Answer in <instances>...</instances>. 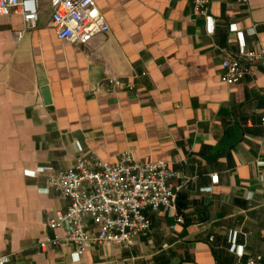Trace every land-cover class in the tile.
<instances>
[{
    "label": "crops",
    "instance_id": "obj_1",
    "mask_svg": "<svg viewBox=\"0 0 264 264\" xmlns=\"http://www.w3.org/2000/svg\"><path fill=\"white\" fill-rule=\"evenodd\" d=\"M94 1L109 31L81 46L57 38L46 2L18 42L21 17H0V255L11 264H264V68L234 85L220 78L240 40L264 47V0H211V22L193 16L192 0ZM106 78L134 87L108 89ZM124 152L168 163L177 213L146 209L150 230L129 247L105 243L76 259L72 246H51L42 258L38 243L64 237L47 219L69 201L37 170L80 157L113 164Z\"/></svg>",
    "mask_w": 264,
    "mask_h": 264
},
{
    "label": "built area",
    "instance_id": "obj_2",
    "mask_svg": "<svg viewBox=\"0 0 264 264\" xmlns=\"http://www.w3.org/2000/svg\"><path fill=\"white\" fill-rule=\"evenodd\" d=\"M50 8V23L57 38L72 45H85L93 37L104 35L109 27L94 0H0V17L19 15L22 25L14 32L15 41L36 27L41 3ZM211 0H192L193 16L211 22ZM237 7H246L248 0H231ZM240 39L242 34L238 33ZM237 57L224 58L221 81L227 85L240 83L252 74L254 67L264 68V47L254 43L246 48L240 40ZM108 89L132 90L133 82L106 78ZM38 173L47 174V184L69 201L65 212H57L47 219L50 230H62L63 238L53 237L40 242L36 248L40 256L51 246H72L76 259L88 250L111 243L129 247L135 239L148 234L150 220L144 211L167 210L176 214L177 194L173 185L177 174L164 159L141 161L132 153H122L116 163L80 157L66 170L42 167ZM212 180L217 181L216 177ZM178 223L182 218L177 217ZM0 264H11V255H0ZM244 264H259L248 260Z\"/></svg>",
    "mask_w": 264,
    "mask_h": 264
},
{
    "label": "water",
    "instance_id": "obj_3",
    "mask_svg": "<svg viewBox=\"0 0 264 264\" xmlns=\"http://www.w3.org/2000/svg\"><path fill=\"white\" fill-rule=\"evenodd\" d=\"M41 96L43 98V101L45 104L50 103V94H49V89L46 87L45 83L42 84V89H41Z\"/></svg>",
    "mask_w": 264,
    "mask_h": 264
}]
</instances>
